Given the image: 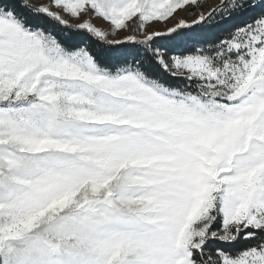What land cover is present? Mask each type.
Instances as JSON below:
<instances>
[{
	"label": "snow or ice",
	"instance_id": "1",
	"mask_svg": "<svg viewBox=\"0 0 264 264\" xmlns=\"http://www.w3.org/2000/svg\"><path fill=\"white\" fill-rule=\"evenodd\" d=\"M0 264H264V0H0Z\"/></svg>",
	"mask_w": 264,
	"mask_h": 264
},
{
	"label": "rangeland",
	"instance_id": "2",
	"mask_svg": "<svg viewBox=\"0 0 264 264\" xmlns=\"http://www.w3.org/2000/svg\"><path fill=\"white\" fill-rule=\"evenodd\" d=\"M30 2L35 5V6H40V5H47L49 4V0H30ZM219 2V0H198V3H200L201 8H203L204 11H207L210 7H214L217 3ZM53 11H60L62 15L65 16V19L69 20L70 23H77L79 22L77 19L71 18L69 17L67 14L63 13L62 10L57 9L56 7H52ZM200 9H197V11H199ZM196 13H193L192 15H185V13L183 11L178 12L176 19H186L188 21H191L192 19L195 18ZM175 20H169L167 23V26H171L173 23H175ZM91 23L97 27H100L102 29H108L109 25L107 23H105L102 19L100 18H94L92 19ZM155 27L157 28H163L165 27L164 24H157L155 25ZM124 35H126V33H124L123 31H118L116 33L115 36H110L109 39H116V38H120L123 37Z\"/></svg>",
	"mask_w": 264,
	"mask_h": 264
},
{
	"label": "trees",
	"instance_id": "3",
	"mask_svg": "<svg viewBox=\"0 0 264 264\" xmlns=\"http://www.w3.org/2000/svg\"><path fill=\"white\" fill-rule=\"evenodd\" d=\"M246 19H247V18H242V19H238V20H233V21L228 22L227 24L222 25L220 29H217V30H216L215 35H219V36L226 35V31H227L228 29H230L231 26H232L233 24L238 25V26H239V25H243V24L245 23ZM45 27H46V28H51V29H52L54 32H56L57 34H59V32L61 31L60 26H59L57 23H55V22H53V23H51V24H47V25H45ZM85 36H86V33H85ZM254 242H255V241H244V240H241V241L239 242V244L237 245V248L242 249V248H244V247H246V246H248L249 244H252V243H254ZM217 246H219V247H223L222 245H217Z\"/></svg>",
	"mask_w": 264,
	"mask_h": 264
}]
</instances>
